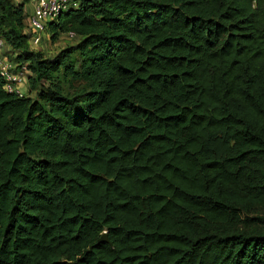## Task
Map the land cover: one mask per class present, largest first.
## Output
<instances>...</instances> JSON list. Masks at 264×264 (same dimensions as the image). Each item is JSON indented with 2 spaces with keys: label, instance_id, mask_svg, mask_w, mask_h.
Segmentation results:
<instances>
[{
  "label": "trees",
  "instance_id": "1",
  "mask_svg": "<svg viewBox=\"0 0 264 264\" xmlns=\"http://www.w3.org/2000/svg\"><path fill=\"white\" fill-rule=\"evenodd\" d=\"M26 3L0 0L27 68L0 77V264H264V0H71L51 54Z\"/></svg>",
  "mask_w": 264,
  "mask_h": 264
},
{
  "label": "built area",
  "instance_id": "2",
  "mask_svg": "<svg viewBox=\"0 0 264 264\" xmlns=\"http://www.w3.org/2000/svg\"><path fill=\"white\" fill-rule=\"evenodd\" d=\"M26 17L27 32L32 46L39 44L46 38L47 23L64 12L71 5V0H28ZM76 5V2H72ZM73 36V33L69 34ZM4 40L0 36V77L4 80V89L19 96L24 94L27 68L10 60L4 54Z\"/></svg>",
  "mask_w": 264,
  "mask_h": 264
},
{
  "label": "rangeland",
  "instance_id": "3",
  "mask_svg": "<svg viewBox=\"0 0 264 264\" xmlns=\"http://www.w3.org/2000/svg\"><path fill=\"white\" fill-rule=\"evenodd\" d=\"M28 7V4H25V8ZM72 37L70 36H60L56 41H52V39H44L39 44L32 46L31 49L33 50H41L46 52L47 54H51L56 52L60 47L64 46L67 43H70L72 41ZM4 49L7 51V53H10V48L8 46H4ZM27 88L29 89V82H27ZM31 97L35 96V90H32Z\"/></svg>",
  "mask_w": 264,
  "mask_h": 264
},
{
  "label": "water",
  "instance_id": "4",
  "mask_svg": "<svg viewBox=\"0 0 264 264\" xmlns=\"http://www.w3.org/2000/svg\"><path fill=\"white\" fill-rule=\"evenodd\" d=\"M99 242H107V238H106V235L103 234L99 239H98Z\"/></svg>",
  "mask_w": 264,
  "mask_h": 264
},
{
  "label": "crops",
  "instance_id": "5",
  "mask_svg": "<svg viewBox=\"0 0 264 264\" xmlns=\"http://www.w3.org/2000/svg\"><path fill=\"white\" fill-rule=\"evenodd\" d=\"M16 1H19V0H16Z\"/></svg>",
  "mask_w": 264,
  "mask_h": 264
}]
</instances>
